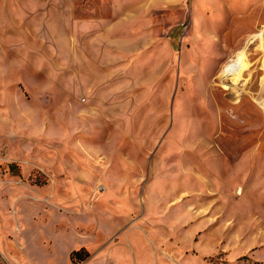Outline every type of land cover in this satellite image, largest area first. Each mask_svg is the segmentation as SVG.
I'll use <instances>...</instances> for the list:
<instances>
[{
  "label": "rangeland",
  "instance_id": "374dc122",
  "mask_svg": "<svg viewBox=\"0 0 264 264\" xmlns=\"http://www.w3.org/2000/svg\"><path fill=\"white\" fill-rule=\"evenodd\" d=\"M0 262L264 264V0H0Z\"/></svg>",
  "mask_w": 264,
  "mask_h": 264
},
{
  "label": "crops",
  "instance_id": "0c3cea01",
  "mask_svg": "<svg viewBox=\"0 0 264 264\" xmlns=\"http://www.w3.org/2000/svg\"><path fill=\"white\" fill-rule=\"evenodd\" d=\"M102 52L103 50L99 49V51L97 52V55H100V53ZM84 223L87 224L88 220L86 222L84 221ZM95 228H97V226L94 227V229ZM83 235L85 236L82 237L81 239L64 235L63 237L60 238V244L62 245L64 249L69 250L68 251L69 255L75 250L84 249L91 255V259H93L95 256H98L102 252H104L108 246V242H106L105 234H103L102 236L100 235L96 236L95 234L83 233ZM69 255H68L67 263L69 262ZM91 259H89V261Z\"/></svg>",
  "mask_w": 264,
  "mask_h": 264
},
{
  "label": "trees",
  "instance_id": "16d2710c",
  "mask_svg": "<svg viewBox=\"0 0 264 264\" xmlns=\"http://www.w3.org/2000/svg\"><path fill=\"white\" fill-rule=\"evenodd\" d=\"M83 252H86V256H89V253L85 251L84 249L75 250L71 253V259H74L77 255L82 254Z\"/></svg>",
  "mask_w": 264,
  "mask_h": 264
},
{
  "label": "bare ground",
  "instance_id": "6f19581e",
  "mask_svg": "<svg viewBox=\"0 0 264 264\" xmlns=\"http://www.w3.org/2000/svg\"><path fill=\"white\" fill-rule=\"evenodd\" d=\"M201 3H203V2H201ZM236 66H237V63H234V64L231 63V65H229V70L230 71L234 70Z\"/></svg>",
  "mask_w": 264,
  "mask_h": 264
},
{
  "label": "built area",
  "instance_id": "2783aa9c",
  "mask_svg": "<svg viewBox=\"0 0 264 264\" xmlns=\"http://www.w3.org/2000/svg\"><path fill=\"white\" fill-rule=\"evenodd\" d=\"M0 264H1V262H0Z\"/></svg>",
  "mask_w": 264,
  "mask_h": 264
}]
</instances>
